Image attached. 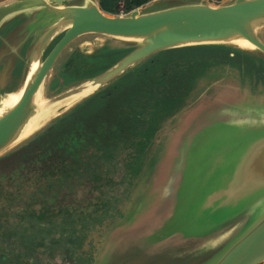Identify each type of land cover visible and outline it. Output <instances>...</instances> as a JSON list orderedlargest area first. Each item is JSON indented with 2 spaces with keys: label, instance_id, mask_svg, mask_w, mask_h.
<instances>
[{
  "label": "rangeland",
  "instance_id": "1",
  "mask_svg": "<svg viewBox=\"0 0 264 264\" xmlns=\"http://www.w3.org/2000/svg\"><path fill=\"white\" fill-rule=\"evenodd\" d=\"M227 1L163 0L138 9ZM255 32L264 42V23ZM135 42L76 36L36 103L106 69ZM11 71L17 81L2 84L0 105L21 91V64ZM244 123L264 125V54L229 41L156 51L88 94L39 108L0 152V264H205L254 212L209 223L188 218L195 159L208 138Z\"/></svg>",
  "mask_w": 264,
  "mask_h": 264
},
{
  "label": "water",
  "instance_id": "2",
  "mask_svg": "<svg viewBox=\"0 0 264 264\" xmlns=\"http://www.w3.org/2000/svg\"><path fill=\"white\" fill-rule=\"evenodd\" d=\"M65 1L8 0L0 4V19L31 11L23 24L33 29L26 38L19 97L0 113V152L30 128L39 108L76 94H88L156 51L243 38L264 54V42L255 32L264 23V0L169 4L147 10L132 8L124 15L100 9L96 0ZM56 31L61 34L43 56ZM84 33L136 42L106 69L59 91L44 103H36V94L60 51ZM7 54L0 53V61ZM32 61L35 65L27 73ZM257 124H238V131L231 134L219 130V137L212 136L199 147L185 215L195 222L209 223L249 209L254 212L253 219L205 264H264V125Z\"/></svg>",
  "mask_w": 264,
  "mask_h": 264
},
{
  "label": "crops",
  "instance_id": "3",
  "mask_svg": "<svg viewBox=\"0 0 264 264\" xmlns=\"http://www.w3.org/2000/svg\"><path fill=\"white\" fill-rule=\"evenodd\" d=\"M160 1L163 0H148L138 7L147 6V5L149 6ZM1 3L3 2H0V4ZM16 15L22 16L23 20L21 23L14 22L13 19L16 18ZM29 15H32L31 11L24 10L20 14L5 16L4 18L0 19V53L4 51L8 52V54L5 55L4 58L0 61V92L8 90V88L7 89L2 88V84L4 85L6 83H10V81L12 82V80L14 79L13 73L11 71L12 68H15V66L18 65L19 63L21 64V66H23L18 54L19 55L21 54L23 56L22 54L23 50L21 49L20 51V48H22L21 45L24 41L25 42L28 41L26 38H28L30 33H33V29L30 28L28 29L26 28L25 24H23L24 20L29 18ZM25 48L26 47H24V51L26 52ZM19 80H20V73H19ZM16 81H17V77L16 79L13 80V82L15 83Z\"/></svg>",
  "mask_w": 264,
  "mask_h": 264
},
{
  "label": "trees",
  "instance_id": "4",
  "mask_svg": "<svg viewBox=\"0 0 264 264\" xmlns=\"http://www.w3.org/2000/svg\"><path fill=\"white\" fill-rule=\"evenodd\" d=\"M146 1H148V0H124L127 8L140 6L141 4H143ZM97 4H98L99 8L104 10V11L113 12V10H114V0H97Z\"/></svg>",
  "mask_w": 264,
  "mask_h": 264
},
{
  "label": "built area",
  "instance_id": "5",
  "mask_svg": "<svg viewBox=\"0 0 264 264\" xmlns=\"http://www.w3.org/2000/svg\"><path fill=\"white\" fill-rule=\"evenodd\" d=\"M132 8H138V6L132 7ZM132 8H127L124 0H114V10L111 13L117 14V15H124V14H127Z\"/></svg>",
  "mask_w": 264,
  "mask_h": 264
},
{
  "label": "bare ground",
  "instance_id": "6",
  "mask_svg": "<svg viewBox=\"0 0 264 264\" xmlns=\"http://www.w3.org/2000/svg\"><path fill=\"white\" fill-rule=\"evenodd\" d=\"M230 42H234V43H247L251 46H253L250 42L244 40L243 38H234L232 40H230ZM10 105H0V113L7 107H9Z\"/></svg>",
  "mask_w": 264,
  "mask_h": 264
},
{
  "label": "flooded vegetation",
  "instance_id": "7",
  "mask_svg": "<svg viewBox=\"0 0 264 264\" xmlns=\"http://www.w3.org/2000/svg\"><path fill=\"white\" fill-rule=\"evenodd\" d=\"M20 19H22V18H20L19 15H16V18H14L13 20H14V22H19ZM22 20H23V19H22ZM26 42H27V41H26ZM26 42L24 41V42L22 43V45H21L22 48H20V51H21V49L24 50V47L26 46ZM20 55H21V54H20ZM20 55L18 54V56H19V58H20V60H21V63H22V61H23V59H22L23 56H22V55L20 56ZM43 56H44V54H43ZM22 64H23V63H22Z\"/></svg>",
  "mask_w": 264,
  "mask_h": 264
}]
</instances>
